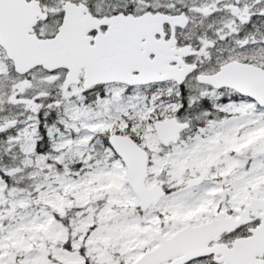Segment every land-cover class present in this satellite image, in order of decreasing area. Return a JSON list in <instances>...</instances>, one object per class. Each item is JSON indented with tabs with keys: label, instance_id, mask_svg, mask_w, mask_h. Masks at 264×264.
Listing matches in <instances>:
<instances>
[{
	"label": "snow or ice",
	"instance_id": "6c2138e0",
	"mask_svg": "<svg viewBox=\"0 0 264 264\" xmlns=\"http://www.w3.org/2000/svg\"><path fill=\"white\" fill-rule=\"evenodd\" d=\"M0 264H264V0H0Z\"/></svg>",
	"mask_w": 264,
	"mask_h": 264
}]
</instances>
